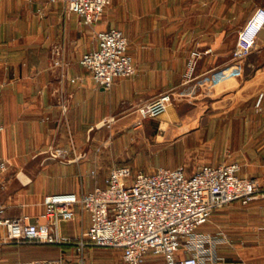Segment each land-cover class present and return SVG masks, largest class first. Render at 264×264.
<instances>
[{
    "label": "crops",
    "instance_id": "crops-1",
    "mask_svg": "<svg viewBox=\"0 0 264 264\" xmlns=\"http://www.w3.org/2000/svg\"><path fill=\"white\" fill-rule=\"evenodd\" d=\"M258 7H264V0H112L93 29L68 12L63 2L0 0V124L5 126L0 134V156L9 161L8 171L0 176L5 183L0 187V216L29 214L36 220L45 195H82L104 185L107 174H92L93 131L110 117L119 124L116 131L127 132L118 135L105 164L149 170L140 168L136 158L130 161L134 166L119 160L124 154L118 147L136 142L137 136L167 149L183 146L189 137H200L202 118L182 110L184 98L178 92L161 118L147 120L136 134L131 130L137 105L180 88L193 50L203 52L198 103L206 102V95L228 98L240 124L238 131L252 139L264 133V97L261 108L256 107L259 95L264 94V29L241 68L235 71L231 59L239 28ZM113 27L128 37L137 70L132 77L117 78L111 90H104L80 59L98 46L95 30ZM209 48L212 52L206 53ZM162 122L166 124L164 136L160 135ZM57 149L65 150V157L53 156ZM205 163L221 162L198 163L192 172ZM145 164L179 166L173 161ZM183 165L189 172V165ZM263 174L246 173L242 165L241 175ZM90 225L89 213L77 207L76 218L63 222L60 231L62 236L78 238ZM221 230L230 237L229 243L218 247L224 258L221 264H264V197L248 206L234 202L217 211L212 226L201 233ZM93 253L94 248L87 249L83 264L103 263L93 261ZM62 254L67 264H82L73 244L16 242L0 247V264Z\"/></svg>",
    "mask_w": 264,
    "mask_h": 264
},
{
    "label": "built area",
    "instance_id": "built-area-1",
    "mask_svg": "<svg viewBox=\"0 0 264 264\" xmlns=\"http://www.w3.org/2000/svg\"><path fill=\"white\" fill-rule=\"evenodd\" d=\"M51 1L63 2L68 12L77 14L83 25L93 29L112 3V0ZM263 29L264 7H258L238 30L231 54L235 71L252 54ZM94 38L98 46L84 53L80 64L92 73L98 86L111 90L117 78L135 75L137 69L129 52V39L121 29L95 30ZM202 55L199 50L190 53L180 88L163 91L135 107L134 129H141L147 120L161 118L173 104L177 92L183 97L196 95L201 80L195 76V71ZM263 97L261 93L257 100L259 109ZM160 129V135L164 136V122ZM4 130L5 126L0 124V134ZM65 155L63 149L53 154L55 157ZM8 169L9 161L0 156V176ZM241 170L238 161L205 163L194 172H188L184 165L143 170L113 164L105 184L97 185L92 191L82 195L76 192L45 195L43 210L36 220L29 214L0 216V247L13 242L73 244L82 264L87 249L93 247L120 250L125 264H221L224 258L219 255L218 247L230 242L229 234L224 230L216 234L199 230L217 211L230 204L240 202L248 206L264 197V174L245 176L241 175ZM92 174L96 177L98 173L93 170ZM4 186L5 183L0 182V187ZM77 207L89 213V229L78 238L62 236V223L76 218ZM21 264L67 262L62 254Z\"/></svg>",
    "mask_w": 264,
    "mask_h": 264
},
{
    "label": "rangeland",
    "instance_id": "rangeland-1",
    "mask_svg": "<svg viewBox=\"0 0 264 264\" xmlns=\"http://www.w3.org/2000/svg\"><path fill=\"white\" fill-rule=\"evenodd\" d=\"M109 8L110 6L106 12ZM200 59L195 71V76L197 77H199ZM206 96H208L207 101L204 103H198L200 100H197V93L191 97L182 96L184 99L180 105L182 110L191 111V113H195L196 118H202L204 129L200 137H189L183 146L176 144L174 148L167 149L165 146L157 144L153 139L145 140L144 137L140 138L137 136L136 142L131 141V144L128 141L127 144L121 146V149L118 147V151L124 154L119 160L133 165L130 161L136 158L140 168L148 167V169L150 168L149 170H152L156 165H146L145 163L159 162L160 164L162 162L166 164V162L173 161L176 165L188 164L189 172H192L198 163L202 162L238 161L243 165L246 173H263L264 133L252 139L250 136H246V133L238 131L237 127L240 124L237 123L235 108L230 109V100L228 98L213 99L209 95ZM108 119L96 124L93 131L95 135L94 170L105 175L114 163L105 164L104 160L110 155L108 153L111 152L118 135L125 132L115 130L119 127L115 118L113 120L112 117ZM131 130L136 134L141 129H134L132 126ZM250 169H252V172L249 171ZM212 219L199 231L203 232L209 229L212 226ZM93 248V261H103V263L96 264H125L121 258L120 250L114 248ZM86 256L85 253V261L87 260Z\"/></svg>",
    "mask_w": 264,
    "mask_h": 264
},
{
    "label": "bare ground",
    "instance_id": "bare-ground-1",
    "mask_svg": "<svg viewBox=\"0 0 264 264\" xmlns=\"http://www.w3.org/2000/svg\"><path fill=\"white\" fill-rule=\"evenodd\" d=\"M101 125H102V124H101ZM101 125H100V126H101Z\"/></svg>",
    "mask_w": 264,
    "mask_h": 264
}]
</instances>
